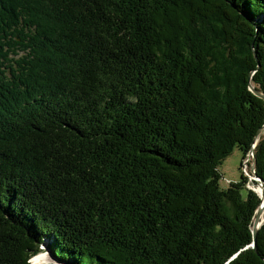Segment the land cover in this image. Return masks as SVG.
Masks as SVG:
<instances>
[{
    "label": "trees",
    "instance_id": "16d2710c",
    "mask_svg": "<svg viewBox=\"0 0 264 264\" xmlns=\"http://www.w3.org/2000/svg\"><path fill=\"white\" fill-rule=\"evenodd\" d=\"M250 86L264 0H0V264H264Z\"/></svg>",
    "mask_w": 264,
    "mask_h": 264
},
{
    "label": "rangeland",
    "instance_id": "374dc122",
    "mask_svg": "<svg viewBox=\"0 0 264 264\" xmlns=\"http://www.w3.org/2000/svg\"><path fill=\"white\" fill-rule=\"evenodd\" d=\"M260 135H264V130L260 132L259 136ZM246 158H247V156H246ZM246 158L243 161L241 150L237 146H235L233 148V151L231 152V154H229L222 161V163L218 166V171L220 173L219 183H220L221 187L225 188L229 185L230 182L239 181L240 177H241V172H242L250 180L249 183L247 184V186L251 189H254L256 192H258L257 188L261 187L259 181L255 178L254 181H256V184L251 182L252 181L251 179H253V177H252L253 176V173H252V163H253L252 162V155L249 158L250 160H249L248 164L244 165ZM241 161L243 162L242 165L240 164ZM243 193L245 194V190H243ZM263 217H264V215H263ZM41 251H43L44 253H47L49 258H50V260L48 262L41 263V264H54V263L58 262L56 260V258L53 256V254L51 253V251L46 246V243H44V242L40 246V252ZM32 257H31V259H32ZM31 259H30V263L34 264L33 261H31Z\"/></svg>",
    "mask_w": 264,
    "mask_h": 264
},
{
    "label": "water",
    "instance_id": "95a60500",
    "mask_svg": "<svg viewBox=\"0 0 264 264\" xmlns=\"http://www.w3.org/2000/svg\"><path fill=\"white\" fill-rule=\"evenodd\" d=\"M249 89L252 91V93H254L256 96L262 98L264 100V94L261 93L260 91L254 89L252 86L249 87ZM264 130V124L257 130V133H256V136L254 137L253 141H252V146L250 148V152L249 154L252 155V162L254 160V147H255V144L258 140V137H259V134L261 131ZM252 173H253V179L251 180H255V178L259 181L260 185H261V188L262 190L264 191V181L259 178L256 174H255V170H254V163H252ZM262 191V193H258L260 199H261V202H260V205L258 206L256 212H255V215L253 217V221H252V242L251 244L249 245L250 247H253L254 249L256 248V234H257V230L258 228L261 226L263 220H264V192ZM263 217V218H262Z\"/></svg>",
    "mask_w": 264,
    "mask_h": 264
},
{
    "label": "bare ground",
    "instance_id": "6f19581e",
    "mask_svg": "<svg viewBox=\"0 0 264 264\" xmlns=\"http://www.w3.org/2000/svg\"><path fill=\"white\" fill-rule=\"evenodd\" d=\"M258 192L262 193V188L258 187L257 188ZM264 199V198H263ZM50 260L49 256L47 253H44L43 251H41L40 253H38L37 255L33 256L31 261H33L34 264H41V263H46Z\"/></svg>",
    "mask_w": 264,
    "mask_h": 264
},
{
    "label": "built area",
    "instance_id": "2783aa9c",
    "mask_svg": "<svg viewBox=\"0 0 264 264\" xmlns=\"http://www.w3.org/2000/svg\"><path fill=\"white\" fill-rule=\"evenodd\" d=\"M249 156H247V158H246V161L244 162V165H246V164H248V162H249V158L251 157V154H248Z\"/></svg>",
    "mask_w": 264,
    "mask_h": 264
}]
</instances>
